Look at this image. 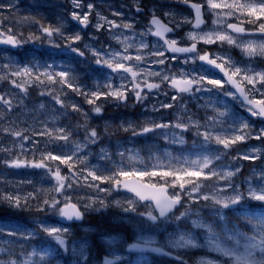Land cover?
Returning <instances> with one entry per match:
<instances>
[{
	"label": "snow or ice",
	"instance_id": "snow-or-ice-1",
	"mask_svg": "<svg viewBox=\"0 0 264 264\" xmlns=\"http://www.w3.org/2000/svg\"><path fill=\"white\" fill-rule=\"evenodd\" d=\"M71 3L75 9L71 12V19L77 23L79 31L67 32L62 22L53 25L36 21L40 35L31 33L28 40L43 39L60 49L61 53L66 52L69 59L77 63L78 58L90 56L92 62L99 66L96 72L103 73L104 69H108L109 74L103 82L93 85L95 90L80 83L76 69L68 65H24L8 75L0 74V81L10 82L24 94L28 92L26 84L30 86L36 83L48 88L47 95L60 106V111L71 109L83 118V123L76 126L77 130L83 129V139L79 141L74 139L71 126L49 128L45 125L43 131H34L33 136L47 137L43 142L34 140L24 129L14 130L11 126L3 129L20 141V152L4 160V165L41 169L49 178L51 187L34 188L33 192L24 195L16 190L0 193V202L20 211L52 213L66 221H79L89 211L114 205L125 213H135L141 218L135 241L127 244L129 252L156 253L171 257L175 264H189L184 258L187 250L206 249L209 253H215V257L201 256L195 264H264V167L259 171L252 169L242 186L235 182L242 165L223 163L236 145L251 139L264 140V128L257 130L249 122V117L264 120V69L253 67L256 58H264V0H179L191 10V16L177 19L176 13L167 11L163 15L168 23H164L153 10L148 27L140 33L135 32L130 22L117 23L99 13H96V23L92 24L90 16L94 5L84 4L83 0H71ZM136 3L139 4V0ZM3 7L0 5V8ZM136 10L142 11L140 7ZM113 15L122 17L123 14L115 12ZM205 15L213 18V27L207 30L202 27L206 24ZM233 18L236 23L229 22ZM245 23L250 27L246 28ZM90 24L97 31H108L119 47L109 45L97 48L86 42L81 32ZM183 25L190 26L184 37L168 38L169 33H174ZM117 29L130 30L132 35L116 32ZM10 33V28L6 31L0 28V44L17 47L27 42L18 38L22 34ZM149 35L157 38L151 48L146 39ZM92 39L96 42L97 38ZM57 40L60 43H56ZM181 41L184 42L183 46ZM225 44L238 48L248 58V63L241 65L228 53L221 55L206 50L201 53L198 49V45L223 47ZM130 49H134L135 54ZM178 54H185L182 60ZM149 60L160 66L179 61L198 67L188 70L180 68L178 71L161 67L156 71L148 66ZM8 67L3 66V70L6 71ZM219 74L222 75L215 78ZM16 78H20V82ZM162 86L165 96L169 89L174 90L175 95L169 98L172 103H161L159 108L153 106V110L170 109L179 103L185 113L183 118L178 116L176 122L166 123L154 120L142 124L125 122L126 127L123 124L119 127L133 137L159 132L171 143L181 145L186 143L184 134L192 133L196 139L192 142L191 156L181 159L166 154L167 163L159 157L153 158L156 163H145L143 158L126 150L118 153L120 161L113 163L111 154L101 148L100 159L108 161L112 167L101 169L91 165L90 145L97 144L102 133L89 124V114H101L104 103L109 101L126 104L129 93L136 102L143 104L153 90L159 93ZM57 88L59 94L55 91ZM67 90L83 97L90 108L85 111L80 105L68 101ZM201 93L231 98L235 106L244 109L248 116L236 112L227 99L209 101L204 105L206 109L211 108L212 115L206 113L203 121L187 115V107L183 105L184 95L195 97ZM0 105L4 106L5 111L13 110V97L0 93ZM40 107L44 108L45 105L41 104ZM103 134H109L107 126ZM23 141H29L32 145L31 158L26 155ZM13 143L15 145L16 142ZM2 151L7 153L11 150ZM173 159L176 163L172 162ZM230 159H264V148L250 147L244 153L237 152ZM62 168L66 169L63 174ZM98 172L101 174L98 175ZM27 183L31 184V181ZM82 188L106 195L123 189L131 197L108 203L99 196L73 195ZM138 207H143L144 211L138 212ZM205 209L210 210L207 217L202 215ZM160 225L174 226L162 241L148 234L151 230L158 231ZM38 231L59 248L68 251V227L44 222L38 225ZM36 234V231L7 233L13 238L19 236L23 241H30ZM116 242L115 237L108 241L109 244ZM16 246L20 248L19 252L15 251L13 245L8 248L0 246V253L5 254L0 258V264H51V251H38L35 248L29 251L18 242ZM72 252L85 257L83 245L73 247ZM121 259L120 256L105 257L103 264H116Z\"/></svg>",
	"mask_w": 264,
	"mask_h": 264
},
{
	"label": "rangeland",
	"instance_id": "rangeland-1",
	"mask_svg": "<svg viewBox=\"0 0 264 264\" xmlns=\"http://www.w3.org/2000/svg\"><path fill=\"white\" fill-rule=\"evenodd\" d=\"M64 2H66V0H0V5H4L3 8H0V28H3L5 31L10 28V29H12V32L14 34H17V33L22 34V36H20V37L27 41V42L23 43L22 45H26V43H29V44L32 43L33 45H35L38 48H40L41 46L47 47L49 49V51L51 52L52 49H57V48L49 45L47 43V41H45L43 39H41V40H28L29 35L28 36H26V35L31 34V33H34L36 35H40V33L38 31L39 26L36 23V21H39V22L44 23V24H50V23H48V21L46 19V13H55L56 14V20H59V23L62 22L64 24L65 30L67 32L72 33L75 31H79L80 29L78 28L76 23L75 22L72 23L73 20L71 19V12L75 9L73 8L71 0H69V3L67 2V5L71 6L69 9L68 8L64 9L65 7L63 8V6H59L57 8H54V6H58L60 3H64ZM83 3L84 4L92 3L94 5L92 16H90V20H91L92 24H95L97 19H98V17L96 16V13H99L101 16L107 17L109 20H116L117 23L130 22L133 25L136 23L135 22V15L130 12V10H132L131 6L129 4H127L128 0H97V1H95V0H83ZM129 3H131V2H129ZM9 5H11V7H9ZM32 5L36 6V8L34 9L32 7ZM171 11L177 14V19H180L183 16H191L192 15V12L190 10L187 11V10L173 9ZM105 12H107L108 14H105ZM115 12H121L123 14L122 17H117V16L113 15V13H115ZM59 18H61L64 22L60 21ZM208 18H209L208 23L205 24L204 26H202L206 30L213 27L212 16L208 15ZM233 20H235V19L233 18ZM69 21L71 22V24L69 23ZM138 21L140 22V19ZM92 24L89 28H87L83 32H81V35L84 37V40L86 42L92 43L93 46L97 47V48H99L100 46L108 47L109 45H111L113 48L119 47L116 44V41L111 38L108 31H106L105 29H100L99 31H97L96 29H94L92 27ZM53 25H55V24H53ZM138 26L140 27V26H142V24L138 23ZM147 27H148V24H146L143 27H140L139 31L143 32L146 30ZM177 30H179V34L172 37V39H179L181 37H184L185 33H187L190 30V26L189 25H183L181 28H179ZM115 31L116 32H123L125 35H129V36L132 35L131 31L127 30V29H117ZM135 32L139 33L137 30H135ZM23 35H25V36H23ZM92 37L97 38L96 42L93 41ZM146 39H147V42L151 48V46L155 43L157 38L149 35L146 37ZM108 42H112L113 44L108 43ZM181 42L184 43L183 41H181ZM56 43H60V41L57 40ZM228 48L231 49V48H235V47L230 48L228 45L225 44L224 49H221L217 45L216 48H214V49H216L214 52H218L221 55L228 53V54H230V56L234 60L239 62L241 65L248 63L247 57H245V56L236 57L229 51ZM130 51H132L133 54H135L134 49H130ZM183 57H181V60L183 59ZM32 58L34 60H36L41 65H45L48 63L54 65V63H50V62L56 61L58 56L53 55L52 53H46L45 55H41V54L36 53V54L32 55ZM87 61H88L87 65H89L90 62H92V58L90 56H87ZM5 65L9 66L6 71L3 70V66H5ZM21 66H24V65H21L19 58L17 56L9 55L8 53H6L4 51H2L0 53V74L8 75V74H10L11 71H14L17 67H21ZM148 66L151 67L152 69L156 70V71H159L161 67H171V69H173L174 71H178L180 68H184L185 70H188L190 68H197L198 67V65H196V66L185 65L179 61H174L170 65L160 66L157 64H152L151 60H149ZM93 67L97 68L99 66L94 63ZM253 67H255L257 70H261L258 68V65L256 62L254 63ZM57 70H59V69H57ZM88 70H89V68H84V69H82V73H85ZM104 70L109 71L108 69H104ZM90 74H92V73H90ZM108 74H109V72L103 74L102 77H96L95 75H93L92 79H91V83L95 84L96 82H103L105 80V78L108 76ZM215 78H217V77H215ZM16 79H18L20 82V78H16ZM87 81H89V79ZM33 85H38V84L33 83L30 85V87ZM85 86L90 87V83H86ZM55 90L59 94L58 88ZM169 90H168V95L165 96L163 94V86H162V90L159 93L157 91L153 92V94L149 95L148 98L143 102V104L137 102V104L129 103L128 105H124L122 107L123 112H121L119 114L120 116L123 117V119H124L123 121H121L122 119H119V120L117 119L116 121H113V120H110V119L102 116L103 119L101 121V124H105V125L112 127L114 129V133H118L120 131L125 132L122 130V128L119 127L122 124L126 127L127 124L125 122H131V123L139 122V119L136 116L143 117L144 123L149 121V120H154L158 123L169 122V120L164 117L165 112H162L163 109H160V111H154L153 110V106H156V108H159L161 103H172V101L169 98L172 95H175V93H173V92L171 93ZM3 91H4L3 93L6 94V96H12L15 93V91L17 92V88H15V86L11 85V83L8 82L5 85V90H3ZM67 92H68V96H67L68 101L80 105L82 108L85 109V111H87L89 109L86 103H80L79 102L78 97L76 95H74V93H72L71 90H67ZM17 94H18V99H19V106L18 107L23 109V110H21V112L23 114L18 115L17 117H13L11 120H6V121L2 120L3 116H5V115L0 116V193H7V192H12V191L16 190V191H19V193L21 195H24L26 193L33 192L34 188H36V189L42 188V187L45 189L50 188L51 182H50L49 178L44 175V172L41 169L23 168V167L22 168H13V167L4 165V163H3L4 160L11 159L20 152V148H19L20 141L16 137L11 136L9 133L4 132L3 129L11 126L14 130H17L20 127L22 122L29 119V120H32V123L31 124L29 122L22 123L19 130H21V129L27 130L26 131L27 135H29L30 137H33L34 140H40L41 142H43V141L47 140V137L33 136V132L34 131H43L45 125H47V127H49V128H52L54 126L68 127L67 123L66 124H64V122L61 123V120L66 119L65 116L67 114L72 115L73 112L71 111V109H68V110L63 111V112L60 111L59 110L60 106L56 105L52 101L51 98H50L51 101H46L45 95H40L36 99V98H32L31 93H29L28 95H25L24 93H21V91L19 89H18ZM20 98H21V100H20ZM62 98H64V97L62 96ZM218 99L219 100H225V99L228 100V98H225V97L211 96V95L201 93L195 97H190L189 95H184L183 105H186V107H187V110H188L187 115H193L194 118L203 121L206 113L209 116L212 115L211 108L206 109L203 106L206 105L209 101H217ZM228 101L230 103H232L230 100H228ZM21 102H22V104H20ZM191 102H192L193 107L190 106ZM41 104L45 105V107L41 108L40 107ZM233 107H234V110L236 111L237 110L236 107L235 106H233ZM169 111H173V113H174L173 118L175 120H177L178 116L181 118H183L185 116L184 111H182V105L179 103L175 104L172 108L169 109ZM89 115H90L89 124L92 127H94L95 124H93V121L95 120L94 118L96 117V115L93 113H90ZM99 115H101V114H99ZM74 117H77V121H74L70 124H74L77 126V124L83 123V118L81 117V115L79 113L71 116V118H74ZM249 122L252 125H254L255 129H257V130L260 128H264V123H258L256 121L252 122L250 120H249ZM97 123H100V122L98 121ZM27 126H30L31 128L28 129ZM116 126H118V127H116ZM165 131H167V130H165ZM177 131L179 132V130H177ZM146 135H142V137L145 139ZM153 135H155L158 138L160 137L162 141H159L156 144V146L152 148V150H151V148L149 149L148 147H146L144 149V151L147 152L145 158L141 155L140 151L139 152L134 151L132 147H129V149L123 147V145L125 144V141L123 138H119V136L117 138H115V140L117 142H114V143L115 144H121V147H119V150L117 152H119V153L120 152H126V150H127L128 152L135 153L139 157L143 158L145 163H156L157 161L155 159H153L154 157H159L164 163H167L168 160H167L166 154H170L171 157H173V158L179 157L182 159L185 156H191V153L193 152V148H191V147H193V144H192L193 140L196 139L194 134H192L193 135V138L191 140L192 146H190V147L188 146L185 148L186 153L176 150L174 148V146L172 145V144H176V143H171L170 140L165 139L163 137V135H161L159 132L153 133ZM126 136L129 137L127 134H126ZM10 138H11V140L6 142V139H10ZM82 139H83V136L79 137L77 140L79 141ZM131 139H133V141L136 140L135 137H131ZM184 139L186 141L185 136H184ZM13 142H16L15 145ZM23 143L25 145V152H26L27 157L31 158L32 145L29 143V141H23ZM41 147H42V144H41ZM250 147L264 148V140L258 141L255 139H251V140H248L246 143L238 144L235 146V150L230 152V154H233L231 156H235V155H237V152L244 153ZM101 148L106 149L107 152H109L111 154V160L113 163H118L120 161L119 155L114 153L115 147H111V148L99 147L95 144V145H90V148H89V150L91 152V156L89 157V162L91 165L98 166L101 169H108V168L112 167L111 163H109L106 160L100 159ZM2 149H10L11 151L6 153V152L2 151ZM258 160H260V161H258ZM258 160L252 161L251 162L252 164H250V162H247L249 164H247V166H246L245 161H243V160L231 161L230 156H228V157L224 158L223 163L228 164L230 166L238 163L239 165H242L241 170L246 168L241 173L244 175V178L240 179L239 178L240 174H238L237 177H235V182L238 184H241L243 186V181L251 175L252 169L255 168L257 171H259V169L261 167H264V159H258ZM172 162L176 163V160L173 159ZM63 169L64 168H62V174H63ZM65 171H66V169H65ZM97 174L99 175L101 173L98 172ZM28 181H31V184L27 183ZM73 195L74 196H80V197L99 196L100 199H104L108 203H111L114 200L124 201L125 199L130 198V196L119 194V192H117V191L112 192L110 195H106L105 193H102V192L97 193L95 190L88 189V188H82L79 191L73 193ZM0 204L3 205L6 203L0 202ZM113 207H116V206L113 205ZM107 208H103V210H105V209L107 210ZM116 208L123 211L119 207H116ZM15 210L18 212H22V211L17 210V209H15ZM143 211H144V209L142 210V212ZM34 212L37 213L36 211H34ZM206 214H210V210H206V209L202 210V215L206 216ZM28 215H32V217L34 218L33 211H28ZM103 216L107 219H110V220L114 219L113 221L117 222V223H120L121 221L134 222V218L132 216H129L125 212H117L115 210H113V211L108 210V211H106V213H103ZM57 218H58V216L53 215L52 213H42L34 219L37 220L38 224L46 222L48 224L60 226L61 224H58L54 221ZM41 219L44 221H41ZM4 226L7 227V228H5V230H7L8 232L31 233L34 231V230H30V229L22 231L18 228H13L9 223H8V225H2V227H4ZM63 226L68 227L70 229V236H69L70 241H68V252L73 254L72 264H99L98 262H93V261H90V259H89V249L91 246V242L82 240L83 239L82 237L80 239L76 238V235L77 236L79 235V232H78L79 228L76 229V228H73L71 226H65V225H63ZM109 226H112V225H109ZM109 226L101 225L100 227L103 231H107L108 229H109L108 231L116 230L115 227L112 228ZM81 227L84 230L85 229H92V227L87 226V225H82ZM173 228H174V226H172V225H160V228L158 231L157 230H153V231L151 230L148 232V234L155 235L158 240L162 241L166 237L168 232L173 231ZM123 234H124L123 232H116L113 235H109V236L103 235L102 238H104L105 243L108 245V248L113 249L112 246H114L118 242V240L121 241L120 237H122ZM113 237L116 238L117 242L115 244H109L108 241L110 239H112ZM3 238L4 239H2V241L7 240V241H11L15 244H17V242L18 243L24 242L23 240L19 239V236L13 238V237L8 236L7 233L3 234ZM81 245H83L85 247V257H79V256L77 257V254L72 252L73 247L78 248ZM53 249L56 250V247L45 246L43 248H40L39 250L51 251V254H52ZM197 250H202V252L199 254L193 255V259H192L193 264H195V261L201 256L207 255V256L215 257L214 255H211L212 253L210 254L209 252H207L206 249H191L192 252H196ZM102 251H103V245L99 241H96V243L93 246V253L100 254V253H102ZM187 251H190V250H187ZM213 254H215V253H213ZM137 264H139L138 259H137Z\"/></svg>",
	"mask_w": 264,
	"mask_h": 264
},
{
	"label": "bare ground",
	"instance_id": "bare-ground-1",
	"mask_svg": "<svg viewBox=\"0 0 264 264\" xmlns=\"http://www.w3.org/2000/svg\"><path fill=\"white\" fill-rule=\"evenodd\" d=\"M106 211H108V210H106ZM113 211V210H112ZM106 213V212H105ZM112 214V213H111ZM87 215H91V217L90 218H88V220L90 221V222H92V223H94V224H98L99 226H101V225H106V223H105V221L103 220L104 219V217H103V215H101L100 213H98V212H88V214ZM110 220V219H109ZM114 220V219H113ZM110 227V226H109ZM109 230V229H108ZM107 230V231H108Z\"/></svg>",
	"mask_w": 264,
	"mask_h": 264
},
{
	"label": "flooded vegetation",
	"instance_id": "flooded-vegetation-1",
	"mask_svg": "<svg viewBox=\"0 0 264 264\" xmlns=\"http://www.w3.org/2000/svg\"><path fill=\"white\" fill-rule=\"evenodd\" d=\"M133 1H136V0H128V3L129 2H133ZM141 1V0H140ZM142 10L144 11V14H143V17L142 18H140V24H144V23H146L147 22V20H148V18L151 16V13H146V8H142ZM5 17V16H4ZM5 19V18H4ZM6 20V19H5ZM257 98H259V97H257Z\"/></svg>",
	"mask_w": 264,
	"mask_h": 264
},
{
	"label": "trees",
	"instance_id": "trees-1",
	"mask_svg": "<svg viewBox=\"0 0 264 264\" xmlns=\"http://www.w3.org/2000/svg\"><path fill=\"white\" fill-rule=\"evenodd\" d=\"M37 54H41V53H37ZM41 55H45V54H41ZM87 217L90 218L91 215H87ZM88 218H87V220H88Z\"/></svg>",
	"mask_w": 264,
	"mask_h": 264
},
{
	"label": "water",
	"instance_id": "water-1",
	"mask_svg": "<svg viewBox=\"0 0 264 264\" xmlns=\"http://www.w3.org/2000/svg\"><path fill=\"white\" fill-rule=\"evenodd\" d=\"M83 218H84V217H83ZM61 220H62V221H65V222H70V221L63 220L62 218H61ZM82 220H83V219H82ZM74 221H76V220H74ZM79 221H81V220H79Z\"/></svg>",
	"mask_w": 264,
	"mask_h": 264
}]
</instances>
